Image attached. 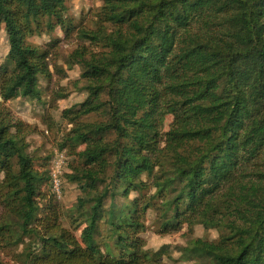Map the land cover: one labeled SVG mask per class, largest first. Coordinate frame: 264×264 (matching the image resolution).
<instances>
[{
	"label": "trees",
	"instance_id": "16d2710c",
	"mask_svg": "<svg viewBox=\"0 0 264 264\" xmlns=\"http://www.w3.org/2000/svg\"><path fill=\"white\" fill-rule=\"evenodd\" d=\"M68 1L0 0L10 43L0 64V244L26 245L24 264H155L139 235L154 208L166 232L219 229L217 241L193 242L213 264H264V0H103L96 28L78 30L99 48L67 60L82 68L88 92L64 111L74 124L68 142L82 146L65 178L90 189L80 198L90 207L80 237L42 191L53 158L37 168L30 125L5 106L42 100L50 52L28 37L75 32ZM92 114L105 120L82 119ZM104 218L117 252L96 239Z\"/></svg>",
	"mask_w": 264,
	"mask_h": 264
},
{
	"label": "rangeland",
	"instance_id": "374dc122",
	"mask_svg": "<svg viewBox=\"0 0 264 264\" xmlns=\"http://www.w3.org/2000/svg\"><path fill=\"white\" fill-rule=\"evenodd\" d=\"M104 4L103 0H69L67 17H71L77 29L67 34L60 26H57L51 33H42L28 37V42L39 45L49 50V66L52 72L51 78L41 77L40 85L43 89L42 100H25L17 98L5 103L11 114L19 120L28 123L31 127L28 141L29 151L35 156L37 168H47L51 158L57 153H64L66 157V170L64 172V184L61 196H57L49 183L42 186L43 193L53 198L54 203L62 213V223L72 228L75 234L80 237L86 226V219L90 215V207L81 209L80 198L89 197V187L83 188L82 183H74L68 180L65 174L72 171V165L79 164L77 151L68 142V134L72 131L74 124L70 117L64 115L67 109H77L88 96L85 89L86 82L82 77V68L74 65L69 68L67 60L77 48H87L92 52L99 51L96 45L79 37L78 30L95 29L98 22V11ZM10 51V43L5 25H0V64L6 59ZM88 122L103 121L102 115L92 114L82 118ZM174 116L168 114L163 127V132L170 130ZM114 136H111L113 139ZM62 145H65L64 147ZM102 188L105 182L99 183ZM155 192V188L144 191L146 198ZM141 193L132 192L129 201ZM117 205H123L126 200L118 196L115 200ZM43 211L46 200L39 199ZM112 199L109 196L105 202V212L111 208ZM41 211V212H42ZM106 217V216H105ZM107 218L99 222L96 239L105 248L106 244L113 246L115 252L118 240L114 226L110 225ZM145 227L139 235L145 240V249L155 255V264H213L212 261L201 255L198 249L194 248V240L202 238L209 241H217L221 231L214 227H206L203 224H196L190 227L185 224L178 230L166 232L161 225V219L157 209L150 208L143 218ZM27 243L29 238H25ZM26 245L13 246L0 244V263L24 264Z\"/></svg>",
	"mask_w": 264,
	"mask_h": 264
},
{
	"label": "built area",
	"instance_id": "2783aa9c",
	"mask_svg": "<svg viewBox=\"0 0 264 264\" xmlns=\"http://www.w3.org/2000/svg\"><path fill=\"white\" fill-rule=\"evenodd\" d=\"M66 170V157L64 153H57L53 158L51 168V186L57 196H61L64 184V172Z\"/></svg>",
	"mask_w": 264,
	"mask_h": 264
}]
</instances>
